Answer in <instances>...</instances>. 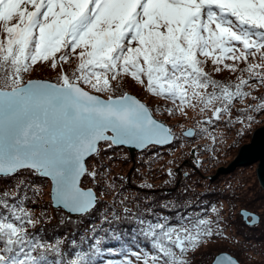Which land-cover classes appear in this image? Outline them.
<instances>
[{
	"label": "snow or ice",
	"instance_id": "obj_1",
	"mask_svg": "<svg viewBox=\"0 0 264 264\" xmlns=\"http://www.w3.org/2000/svg\"><path fill=\"white\" fill-rule=\"evenodd\" d=\"M209 60L216 71L239 70L248 79L231 91L205 71ZM40 62L56 71L55 82L25 79ZM126 76L141 84L146 77L149 91L181 109L211 106L215 121L227 117L225 124H232V105L257 99L242 89L264 86V0H0V176L32 170L52 182L56 207L88 213L99 197L81 187V178L87 174L98 184L105 179L85 166L101 143L147 149L174 139L144 103L121 91ZM259 99L242 113L249 122V113H264V97ZM240 115L235 122L242 124ZM0 208L8 214L16 205ZM3 219L0 264H69L42 251L45 244L27 231L34 226L30 216ZM139 223L157 254L136 255V264H190L205 240L222 235L211 221L189 215L175 224L167 217ZM93 254L77 251L71 264H97ZM215 264L239 261L220 255Z\"/></svg>",
	"mask_w": 264,
	"mask_h": 264
},
{
	"label": "rangeland",
	"instance_id": "obj_2",
	"mask_svg": "<svg viewBox=\"0 0 264 264\" xmlns=\"http://www.w3.org/2000/svg\"><path fill=\"white\" fill-rule=\"evenodd\" d=\"M239 67H244V64L241 63ZM213 72L214 80L219 84L226 82L225 79L232 78V83L222 85L233 88L239 84L241 78L247 79V74L239 70L233 72L221 67L220 71H216V67H213ZM35 74L34 69L31 73L25 74V79H30ZM119 84L121 91L131 88L130 90L136 93L130 90L128 92L136 96L138 94V97L142 96L140 99L150 106L155 116L164 120L172 129L174 141L166 146H152L151 149L138 151L134 167L127 148L124 146L108 148L101 143L99 155L91 159L87 169L89 172H102L105 179L98 184L86 174V182L82 183L83 187H93L98 191L100 204L96 216L102 218V221L109 218L110 223H123L129 220V224L134 218L137 221L141 218L146 221L152 220L153 217L163 218L167 217L166 211L155 210V207L186 208L192 204H201L199 195L202 193H216L211 197H220L212 202L211 207L205 205V213L209 211L211 213L202 215L201 209L197 208L198 210L193 209L188 215H198L211 221L212 228L222 235L205 240L203 246L189 257L190 264H212L216 254L222 251L238 255L239 261L243 264H264V197H261L264 195V189L259 188L261 184L256 173L257 163L238 167L229 174H220L214 178L217 179L215 182L208 178L210 174L213 177L216 175L219 166L229 165L239 149L251 141L255 130L264 126V113L259 111L249 113L253 116L251 122L242 115L248 112L250 105L257 107L262 102L259 98L264 97V86L256 84L254 87L242 89L257 99L253 102L249 96L235 102L231 112L233 123L226 125L224 121L227 117L219 122L213 119L214 111L211 106L207 111H202V106L199 105L178 108L176 115H170L169 110L174 109L176 104L165 106L164 102L150 97L148 93L151 92H147L141 83L131 82L125 77ZM82 86L94 92L87 85ZM221 103L216 101V107H220ZM238 114H241L240 119L244 121L242 124L235 122ZM205 120H212V123L205 124ZM190 127L195 129V135L185 136L183 131ZM192 150H195L194 154ZM103 152H107L106 155ZM185 160L193 163L197 160L198 171L185 165L181 169L182 175L179 176L176 168ZM179 177L181 185L176 192L164 191L165 187H174ZM128 183H133L135 188L128 186ZM153 189L157 191H152ZM50 194V180L35 176L32 170L21 169L15 175L0 176V205H11L14 202L16 205L14 216L19 215L24 220L30 216L35 225L45 224L42 232L48 237H45L48 242L58 237L59 240L54 244H59L56 246L66 250L65 246L71 241L67 234L69 231L66 234H58L54 232L53 225L68 223L65 224L66 227H74L81 223L83 218L68 215L62 209L54 208ZM249 201H253L255 207L259 209L262 220L256 226L238 225L237 220H234L237 217L236 212ZM125 209L128 211L125 212ZM9 210L12 211L11 208ZM88 231L91 232V229ZM50 236L54 238L49 241ZM97 238L98 236L94 239ZM73 243L75 240H72Z\"/></svg>",
	"mask_w": 264,
	"mask_h": 264
},
{
	"label": "trees",
	"instance_id": "obj_3",
	"mask_svg": "<svg viewBox=\"0 0 264 264\" xmlns=\"http://www.w3.org/2000/svg\"><path fill=\"white\" fill-rule=\"evenodd\" d=\"M74 59H75V57H73V60ZM226 62L229 64L232 63V61H226ZM75 67H76L75 64H72L71 67H68L67 65L65 66L66 70L69 72H71L72 69ZM213 67H216V65H214L211 62V60H209L207 62V64L205 65V71L208 72L212 76L213 79H215V76L213 75V74H215L213 72ZM34 69H35L36 74L32 75L30 77V79L31 78H48V79H51L54 81H56V79H57V73H55L54 72L55 70L51 69L46 62L38 63L36 66H34ZM216 74L218 75L219 73L217 72ZM125 78L130 80L131 82L139 84V82L135 81L130 76H126ZM246 78L248 79V76ZM225 80H226V82H221V83L222 84H230L233 82L232 78L231 79H225ZM142 85L147 92H151L148 89L146 77H145V82ZM222 86H224V85H222ZM129 90L128 89L123 90L122 92L126 93ZM230 90L235 91V88L230 87ZM130 91L133 93H136L133 90H130ZM217 93H219V91ZM118 94H120V93H118ZM148 94L150 95V97L159 99V101L164 102V105L167 107H169L168 104H171V105L173 104L172 101L165 100L163 98V96H157L152 92L148 93ZM137 97H138V94H137ZM140 97H142V96H139L138 98L140 99ZM174 108L176 110H178L179 107L175 106ZM149 149H151V147H149ZM106 153L107 152H103L104 155H106ZM93 157H95V155L91 156L88 159L87 165H89V163ZM221 166H223V165H221ZM184 175L186 176L187 172L184 173ZM35 176L40 177L36 173H35ZM86 176L87 175H85L84 178L82 179V183L86 182V178H85ZM210 176H211V178H209V175H208V178L213 179L214 182H215V180H217V179H214L215 177H213L211 174H210ZM129 185L131 187H134L133 183L132 184L128 183V186ZM134 185H136V184H134ZM180 185H181V183L178 185L177 188H175V190L171 191V193L176 192L179 189ZM258 186L259 185L257 184V187ZM259 188L261 190L264 189L262 186H259ZM95 191L98 194V191L96 189H95ZM159 192H162V191H159ZM198 192H201V191L198 190ZM214 194H216V193H211V194L202 193L201 195H199V197H200L199 201L201 202V204H199V205L192 204V205H190V207H186V208L178 206L175 208H168V209L155 207V210H158V209L159 210H165L167 217L171 220L172 223L175 224L181 215H188V213L191 212L193 209L194 210H198L197 208L201 209L202 215H206V214L208 215L209 213H211V211H209L208 213H205L206 212V206L205 205H207V207L210 208L212 202H214L215 200H217L220 197L219 196V197H213L212 198L211 196H213ZM261 197H264V195ZM99 201H100V199H99ZM99 204L100 203L98 202L91 212H89L86 215L81 216V218H83V221L74 227L73 226L66 227L65 224H68V223H65V224L60 223V225H57V226L53 225L54 232H57L58 234H66L69 231L67 234L70 237L71 241L65 246L66 250H62L59 246H56L59 244H54L55 242H57L59 240L58 237L54 241L48 242V240L45 238L47 236L44 235V233L42 232L45 224H44V226L41 224H37V225L34 224V226L28 225L27 231L30 235H35L38 240H40L42 243L45 244V248L42 251H44L46 253V255H48L50 258H53V259L68 261L69 264H71V262L79 259V257L73 255V253H75L77 251H81V250H88V251L93 252L94 253L93 254V260L97 261V264H107L108 261H112V264H123V262L128 260V259H132L133 264H136V261H135L136 255L143 256L145 254V252H147L148 256L150 258L152 255L157 254V253H155L154 249H152L150 247V243H149L150 238L146 239L143 235L142 230H143V228L146 227V225H141L139 223V221L136 220V218H134L130 224L128 223L129 220H125V221H123V223H118V222L110 223V219L105 218V220L102 221L103 220L102 218L96 216V214H97L96 211L99 210V209H97ZM241 208H247L249 210L257 212L261 216V220H262V214L260 213L259 209L255 207V204L253 201L252 202L249 201L247 203V205H243L240 207V209ZM240 209L238 212H236L237 217L234 220H237L238 225L247 226L248 224H246L244 222V220L242 219V216L240 214ZM11 216H14L13 211L9 210V213L6 214L4 212V209L0 208V217H4L3 222H10L9 217H11ZM192 217L194 218V220L196 218H201V216H198V215L192 216ZM151 219L154 220V219H156V217H153ZM251 228H253V227H251ZM90 229H91V232L88 231ZM96 236H98V238L94 239ZM53 238H54V236H50L49 241L52 240ZM72 240L73 241L75 240V243L72 244ZM236 257L238 258L239 256L237 255Z\"/></svg>",
	"mask_w": 264,
	"mask_h": 264
},
{
	"label": "water",
	"instance_id": "obj_4",
	"mask_svg": "<svg viewBox=\"0 0 264 264\" xmlns=\"http://www.w3.org/2000/svg\"><path fill=\"white\" fill-rule=\"evenodd\" d=\"M32 79H35V80H44V81H50V82H55L54 80H51V79H48V78H32ZM82 86V85H81ZM83 87V86H82ZM86 91H89L85 88ZM91 92V91H89ZM92 94H97V93H94V92H91ZM127 94H130V95H133L135 96L137 99H139L135 94L131 93V92H126ZM103 98H107V97H103ZM140 100V99H139ZM142 103H144L148 108L149 110L153 113V111L151 110V108L142 100H140ZM154 115V113H153ZM154 117L158 120V121H161L165 124L166 127H169V125L164 122L163 120L159 119L158 117H156L154 115ZM170 128V127H169ZM189 131H192L195 133V129L190 127V128H187L186 130L183 131V134L185 136H188L187 135V132ZM173 136H174V133H173ZM188 137H191V136H188ZM174 140V139H173ZM173 142V141H172ZM172 142H170L169 144H171ZM168 145V144H167ZM100 146V145H99ZM98 146V147H99ZM166 146V145H164ZM125 148H127L129 154H130V158L133 162V167L135 166L136 164V154L138 151H142L144 149H138L137 147L135 146H124ZM192 153L194 154L195 153V150H192ZM91 157V156H90ZM90 157H87L85 159V166L87 168V161ZM257 163L258 167H257V170H256V173H257V177H258V180L261 184V186L264 188V126H261L259 128H257L255 130V132L253 133L252 135V139L249 143H246L244 144L238 151V154L235 156V158L230 162L229 165L227 166H220L216 172V175L214 176L215 178L220 175V174H229L231 172H233L234 170H236L238 167H242V166H248V165H252V164H255ZM189 165L191 166L193 169H195L196 171H198V168H197V164H198V161L196 160L195 163L191 162L190 160H185L179 167L176 168V172L179 174V176L182 175L181 173V169L183 168V166L185 165ZM132 167V168H133ZM131 173V170L129 172V174ZM3 177V176H2ZM42 177V176H41ZM84 177V176H83ZM83 177L81 178V183H82V179ZM49 179V178H47ZM50 180V179H49ZM51 182V181H50ZM180 184V177L179 179L177 180L176 182V185L175 187H169V188H164V191L166 192H171L173 190H175V188L178 187V185ZM81 187L82 184H81ZM85 190H88L89 188H91L94 192L95 189L93 187H83ZM152 191H157V189H153ZM97 194V192H96ZM98 195V194H97ZM50 197H51V202H52V206L56 209H62L63 211H65L68 215H71V216H76V217H80V216H83V215H86L88 214L89 212H91L93 209H91L88 213H84V214H73V213H69L67 210H65L63 207H56L55 206V201L53 199V184L51 182V194H50ZM99 197V195H98ZM96 206V205H95ZM94 206V207H95ZM240 214L242 216V219L244 220V222L250 226H256L260 223V220H261V216L257 213V212H254L252 210H249L247 208H241L240 209ZM220 255H227L229 257L232 258L233 262L235 261H239L238 258L234 255H232L230 252H227V251H222V252H219L216 254L215 258L213 259L212 261V264H215L216 262V258ZM239 264H242L240 261H239Z\"/></svg>",
	"mask_w": 264,
	"mask_h": 264
}]
</instances>
